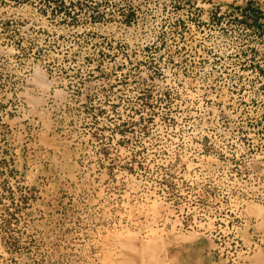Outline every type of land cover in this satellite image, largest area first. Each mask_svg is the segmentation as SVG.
<instances>
[{"label":"rangeland","instance_id":"1","mask_svg":"<svg viewBox=\"0 0 264 264\" xmlns=\"http://www.w3.org/2000/svg\"><path fill=\"white\" fill-rule=\"evenodd\" d=\"M0 264H264V0H0Z\"/></svg>","mask_w":264,"mask_h":264}]
</instances>
